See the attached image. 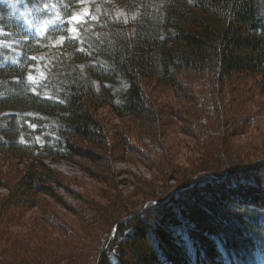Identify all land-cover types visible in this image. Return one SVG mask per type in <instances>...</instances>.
<instances>
[{
	"label": "trees",
	"instance_id": "1",
	"mask_svg": "<svg viewBox=\"0 0 264 264\" xmlns=\"http://www.w3.org/2000/svg\"><path fill=\"white\" fill-rule=\"evenodd\" d=\"M111 1L72 35L65 24L42 39L0 2V59L9 36L19 42L16 59L0 61V186L8 189L0 264H264V160H216L230 154L225 118L239 131L233 116L247 103L227 99L230 81L249 75L250 99L264 96V0H116L133 11L127 20L113 16ZM80 5L60 0L58 14L66 19ZM39 56L47 64L31 81ZM101 109L118 126L108 129ZM168 116L206 156L180 178L160 141ZM118 157L175 184L142 201H113L124 212L112 218L109 207L76 199L44 163H75L112 188Z\"/></svg>",
	"mask_w": 264,
	"mask_h": 264
},
{
	"label": "rangeland",
	"instance_id": "2",
	"mask_svg": "<svg viewBox=\"0 0 264 264\" xmlns=\"http://www.w3.org/2000/svg\"><path fill=\"white\" fill-rule=\"evenodd\" d=\"M113 1L114 2H111L112 4L114 3V9L110 10L113 13V16L122 20H127L131 17L130 14H132L133 11H131L128 16V10L125 6L119 5L116 0ZM0 2L9 7L11 11V19L20 25L24 31L37 37V39H42L51 28H59L65 24H68V31L72 35L74 24L85 18H95L96 13L99 12L100 5L104 2V0H80L81 5L72 11L70 16L66 19H62V17L58 14L60 0H36L33 5L24 3V0H0ZM138 2L139 0H130V4H137ZM9 38L11 40L2 47L5 55L4 58L3 56L1 57L0 61L2 60L1 62L4 64L13 62L19 53L17 50V46L19 45L18 39L14 38L12 35L9 36ZM49 41L51 42L50 45H54L53 43H59L61 41V37H58L55 40L50 39ZM44 62L47 64V56H39L36 64L29 68L31 81L40 78V76L43 75L45 65ZM243 77L233 78L227 87V90L229 89L227 91V99L230 102L233 100L231 102L232 104H236V99H238V102H247L245 105L246 107L244 109L242 107L238 108L239 111L235 112L233 116L235 119L238 115L239 119L241 118L242 125H238L240 128L239 131H237L238 128H236L237 126L235 127L234 122L231 121L228 123V120L230 119L228 116L232 113V108L237 109V106H231V109L226 111V116L229 119L226 120L225 118L226 125L224 126L225 135L229 142L227 147L230 154L225 156L220 154L216 157V160L220 161L222 159V162H224L223 159L238 158L241 161H247L246 165H252L264 160V96L256 95L255 98L252 96L253 99H250L253 80L249 75H245V77ZM243 81L246 87L243 86ZM246 92L249 94H245ZM165 100L166 103H171L172 106H174V103L170 99L166 98ZM252 102L254 105H252ZM240 109H243L244 111L240 113ZM98 115L102 118L105 124H108L107 128L110 130L118 126L120 123L119 120H116L107 111L102 109L98 111ZM249 115L252 118H250V120L245 118ZM183 129L184 128L179 127V124L173 117H165L164 125H162V137L160 138V141L164 143L168 149V152L166 153L168 158L173 161L171 162L172 166L179 171V173L175 175L177 178H180L181 173H188L194 169L199 161L201 162L206 158V156H204L203 149L197 145L196 141L182 133ZM236 132H238V134H236ZM200 162L199 164H201ZM44 163L52 170L60 173L76 199H78L80 195L81 197L79 199L81 200H90L97 202L100 205L109 207L108 212H110L112 218L114 216V218L121 217L124 212L123 209H119L118 205L112 206L113 201L116 202L118 199L122 203H124L127 199L132 200V202L137 200L142 201L143 198L148 196L149 192L153 191L155 194L159 193L162 195L164 194L163 190L168 188V185L175 184L174 180L176 179L174 177L173 179L172 177H167L162 181L158 179L159 175H157L156 170H154L153 167H147L138 162L123 161L121 158L116 159L112 164V169L114 168L115 170L118 183L116 187L110 188L107 185L101 184L95 178H92L88 173L82 171L75 163L65 161L54 163L48 160H45ZM80 164L85 163L80 162ZM85 165L88 166L87 164ZM93 172L96 176L97 174L100 175V171L98 172L94 168ZM194 180L195 177L188 187H191ZM144 186L149 187L150 190L145 189ZM175 191H179V189L173 190L167 199ZM7 194L8 189L0 186V196H5ZM46 199L51 202V199L48 197ZM167 199L163 201H166ZM159 202L160 201H155L154 204ZM148 203L150 204V202ZM193 203H195V201H193ZM57 210L59 214L64 217V219H74L73 215L61 206L58 205ZM29 211L28 215L35 210L32 209ZM126 217H129V215ZM215 218H217L215 219L216 222L219 221L218 217ZM11 228L13 231H21L19 228L16 229V227Z\"/></svg>",
	"mask_w": 264,
	"mask_h": 264
},
{
	"label": "water",
	"instance_id": "3",
	"mask_svg": "<svg viewBox=\"0 0 264 264\" xmlns=\"http://www.w3.org/2000/svg\"><path fill=\"white\" fill-rule=\"evenodd\" d=\"M126 218H128V217H126ZM126 218H123V220H125ZM123 220H121V221H123Z\"/></svg>",
	"mask_w": 264,
	"mask_h": 264
}]
</instances>
